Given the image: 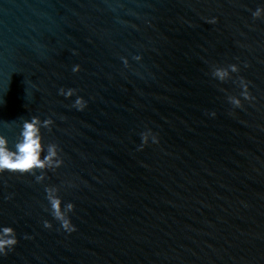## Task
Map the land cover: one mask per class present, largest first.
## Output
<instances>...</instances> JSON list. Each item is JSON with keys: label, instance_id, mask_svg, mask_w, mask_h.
Returning a JSON list of instances; mask_svg holds the SVG:
<instances>
[{"label": "water", "instance_id": "1", "mask_svg": "<svg viewBox=\"0 0 264 264\" xmlns=\"http://www.w3.org/2000/svg\"><path fill=\"white\" fill-rule=\"evenodd\" d=\"M33 117L63 165L0 175V264H264V0H0L9 150ZM49 187L71 235L43 228Z\"/></svg>", "mask_w": 264, "mask_h": 264}, {"label": "clouds", "instance_id": "2", "mask_svg": "<svg viewBox=\"0 0 264 264\" xmlns=\"http://www.w3.org/2000/svg\"><path fill=\"white\" fill-rule=\"evenodd\" d=\"M262 10L257 9L253 13L254 18H259ZM244 67H248L244 64ZM78 70V69H75ZM241 66L238 64H230L227 68L218 67L215 69L213 75L216 79L224 81L229 78L232 73H238ZM63 94V93H62ZM75 95V90L69 89L66 98H71ZM243 100H253L254 97L250 93L249 83L241 77V96L231 99V103L236 108H242ZM88 106V101L83 96H76L73 102V107L80 112H83ZM210 115L215 117V113ZM50 121H44L43 126H48ZM41 121L33 117L31 121H25L22 131V140L16 144L15 150H9L7 141L0 137V175L4 173L32 175L37 169H58L63 165V160L59 158L56 145H50L47 150V155L41 158L44 151L42 144V136L40 133ZM141 142L138 150H143L145 147L158 145L159 136L151 128L145 126V130L140 132ZM44 177L40 175L37 180H42ZM45 199L48 202L50 209L51 220L44 219L42 221L43 228L53 229L52 221L57 222L59 229L66 234L71 235L77 231L75 224L72 222L71 214L75 211V204L68 202L66 205L63 199L59 196L58 190L52 187L45 189ZM31 237L25 236L24 239ZM19 240L16 235L15 228L11 226L0 227V255H7L9 251L15 249Z\"/></svg>", "mask_w": 264, "mask_h": 264}]
</instances>
